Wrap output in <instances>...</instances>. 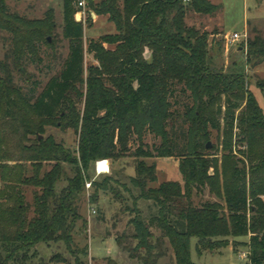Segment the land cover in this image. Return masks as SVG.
<instances>
[{
	"label": "trees",
	"instance_id": "trees-1",
	"mask_svg": "<svg viewBox=\"0 0 264 264\" xmlns=\"http://www.w3.org/2000/svg\"><path fill=\"white\" fill-rule=\"evenodd\" d=\"M61 1L68 54L35 96L37 84L25 94L12 72L25 75V64L41 63L40 47L51 46L56 29L54 12L31 20L10 13L0 0V32L10 42L0 61V264H28L38 246L51 243L70 252L76 224H86L79 213L84 173L98 160L125 156L138 160L130 179L135 200L156 208L148 218L136 209L130 233L115 240L130 260L157 264L166 244L171 264H193L191 239L201 256L235 248L236 239L247 237V263L264 264V114L244 70L264 62V38L257 33L249 39L243 57L224 71L214 64L208 34L185 24L189 13L213 16L219 10L208 0H87L116 33L89 42L96 66L84 81L83 25L74 20L80 8L76 0ZM255 86L264 96V80ZM179 102L182 109L173 110ZM46 127L72 130L77 157L52 137L41 139ZM211 132L216 145L207 149ZM145 134L159 144H144ZM152 159H176L181 183L151 187L156 166L144 160ZM43 164H52L51 170L42 172ZM64 164L73 166L72 176L65 177ZM109 182L92 183L94 192L107 191ZM20 186L37 189L32 204ZM204 191L215 201L194 206L193 197ZM79 253L85 257L86 249ZM53 260L64 262L60 255Z\"/></svg>",
	"mask_w": 264,
	"mask_h": 264
},
{
	"label": "rangeland",
	"instance_id": "rangeland-1",
	"mask_svg": "<svg viewBox=\"0 0 264 264\" xmlns=\"http://www.w3.org/2000/svg\"><path fill=\"white\" fill-rule=\"evenodd\" d=\"M10 13H16L31 20L42 19L44 13L52 9L56 29L53 36L49 39L50 47L42 45L39 53L41 57L40 64L24 65L25 75H20L16 71L12 72L14 84L20 87L25 94H28L34 83L35 96L39 95L47 82L54 77L62 67V64L68 54V42L62 37L63 26V9L61 0H4ZM76 0L74 7L77 9ZM97 1V0H95ZM213 5L218 6L219 10L213 16H202L189 13L185 19L187 27L194 28L199 32L208 34V43L210 54L214 57V64L218 69L226 71L228 66L243 57L242 48H245L249 39H252L257 33L264 38V0H208ZM84 7L74 15V20L83 25V80L85 81L88 69L95 67L96 62L93 55L87 51L90 41H97L100 37L114 35L116 33L113 24L107 21L104 16H96L88 7L87 0H83ZM78 16V18H77ZM245 34L246 41L239 42L235 45L226 46L224 36L232 34ZM241 49V50H239ZM10 52V42L8 34L0 32V61L6 59ZM245 73L248 78L249 90L254 95L258 106L264 114V96L256 88V80H264V62L257 66L245 67ZM28 76L30 77L28 79ZM1 77V74H0ZM84 88V87H83ZM182 101L181 98L178 99ZM182 104L173 105V110L182 109ZM78 108L80 113L83 111V101ZM52 137L57 144H60L65 152L71 158L77 157L78 137L72 130L61 131L56 127H46L45 133L40 138L46 139ZM159 139L150 134H145L143 143L149 147L159 144ZM135 138L132 139L131 149L136 147ZM210 147L216 145V133L211 132ZM109 163V174L96 177L91 164L88 171L84 173L87 182L102 183L104 179H110L107 191L94 192V187L84 191L79 196V213L81 219L86 222L85 226L82 221L76 224L73 231V244L71 251L66 250L61 243H51L49 245H40L37 247V256L28 264H76V260L83 264H106L107 259L113 260L116 264H140L128 258L127 253L121 251L115 243V240L123 234L130 233V220L136 216L135 210L140 211L144 218L153 214V208L148 202L135 200L137 191L130 184V179L136 175L137 159L125 156L117 160L106 159ZM146 165L155 164L157 182L151 187H157L164 182H180L181 176L178 171V161L176 159H152L144 160ZM10 165H14L11 163ZM26 166L29 164L26 163ZM52 164H43L42 172L51 170ZM65 177L73 174V166L64 164ZM29 170V168H28ZM29 173V172H28ZM4 182L0 179V190ZM64 182L59 184V188ZM26 204H32L33 194L37 189L30 187H19ZM93 199L95 201L93 202ZM215 199L204 191L201 195L193 197L194 206L198 207L206 202H214ZM94 210L91 214L89 210ZM158 235L157 232H155ZM230 240V244H231ZM238 244L233 248L232 253L225 249L214 252H205L201 256L196 254V239L190 240V259L193 264H248L246 260L247 249L242 244L248 243L247 237L235 240ZM227 247V248H228ZM86 249V256L82 257L80 251ZM168 253L166 258L158 261L157 264H171L172 253L165 244ZM60 255L64 262L50 259Z\"/></svg>",
	"mask_w": 264,
	"mask_h": 264
},
{
	"label": "built area",
	"instance_id": "built-area-1",
	"mask_svg": "<svg viewBox=\"0 0 264 264\" xmlns=\"http://www.w3.org/2000/svg\"><path fill=\"white\" fill-rule=\"evenodd\" d=\"M79 8L84 7V2L83 0L79 1L78 5ZM243 41H246V35L245 34H232L230 36H224V42L226 46L229 45H235L237 43H241ZM109 163L107 160H98L94 163L93 165V172L96 177L101 176V175H108L109 174ZM92 186V182H87L85 181V188L86 191H88ZM91 214H95L94 210H89Z\"/></svg>",
	"mask_w": 264,
	"mask_h": 264
},
{
	"label": "crops",
	"instance_id": "crops-1",
	"mask_svg": "<svg viewBox=\"0 0 264 264\" xmlns=\"http://www.w3.org/2000/svg\"><path fill=\"white\" fill-rule=\"evenodd\" d=\"M148 206H151L152 208H153V214L152 215H154L155 213H156V208L152 205V204H150V205H148ZM228 251H231V253H232V248L231 247H228V248H226ZM233 254V253H232ZM167 256H168V253L166 254ZM234 255V257H237L235 254H233ZM171 257H172V261H173V255H171ZM166 258V257H165ZM164 259V258H163ZM159 261H161V260H159Z\"/></svg>",
	"mask_w": 264,
	"mask_h": 264
},
{
	"label": "water",
	"instance_id": "water-1",
	"mask_svg": "<svg viewBox=\"0 0 264 264\" xmlns=\"http://www.w3.org/2000/svg\"><path fill=\"white\" fill-rule=\"evenodd\" d=\"M239 50H241V49H239ZM210 148V145L209 144H207V149H209Z\"/></svg>",
	"mask_w": 264,
	"mask_h": 264
},
{
	"label": "bare ground",
	"instance_id": "bare-ground-1",
	"mask_svg": "<svg viewBox=\"0 0 264 264\" xmlns=\"http://www.w3.org/2000/svg\"><path fill=\"white\" fill-rule=\"evenodd\" d=\"M77 18H78V16H77Z\"/></svg>",
	"mask_w": 264,
	"mask_h": 264
}]
</instances>
